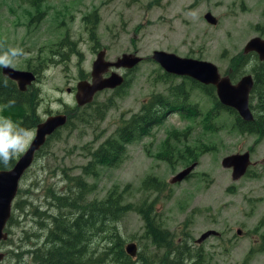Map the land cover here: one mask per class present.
I'll use <instances>...</instances> for the list:
<instances>
[{
	"label": "rangeland",
	"instance_id": "1",
	"mask_svg": "<svg viewBox=\"0 0 264 264\" xmlns=\"http://www.w3.org/2000/svg\"><path fill=\"white\" fill-rule=\"evenodd\" d=\"M207 12L217 17V25L207 21ZM255 36L264 37V0H40L37 4L0 0V55L11 48L26 53L14 60V68L36 75L31 88L38 92L39 121L57 114L69 119L40 149L21 181L22 193L15 203L25 205L14 210L9 221L10 241L2 246L8 256L3 264H18L9 253L16 250L18 254L16 248L28 239L27 233L41 235L30 236L33 243L45 241L47 231L36 221L50 224L51 217L60 213L57 197L76 186L78 176L96 186L86 195L88 201L105 199L116 185L120 191L128 186L126 202L138 204L146 195L156 202L163 199L155 206L156 220L172 231L174 244L184 253L191 251L195 264H264V136L260 130L243 134L229 111L212 118L208 114L214 104L213 92L191 78L169 75L151 57L154 50L174 52L211 61L225 74L236 70L242 57L250 53L244 48ZM102 50L109 61L126 53L145 58L134 68L120 69L123 85L106 88L92 103L79 106L77 85L91 79L93 63ZM253 67L247 64L238 70L241 76L231 78L233 83L253 74ZM181 83L190 93V102L176 107L186 108L185 119L176 112L167 114L164 123L151 128L148 136L126 143L121 164L95 163L94 169L90 167L94 172L83 174V168L96 160L91 151L140 113L144 100L153 96L172 100V91ZM165 101H158L163 105L159 109L167 106ZM253 111L258 129L264 131V109L256 103ZM0 116L20 126L24 114L0 107ZM30 126L26 129L35 137L36 127ZM169 132L178 136L168 138ZM205 146L209 149L203 152ZM248 150L255 164L245 177L234 181L232 169L224 167L222 159ZM194 163L198 166L190 178L171 183L175 174ZM148 178L158 179L162 197L144 187ZM35 211L49 215L36 217L32 215ZM118 224L126 245L136 242L138 250L163 255L165 249L159 250L146 237L138 211L128 212ZM211 229L220 235L199 244L197 239ZM108 260L103 264H116L112 257ZM136 261L143 264L139 255Z\"/></svg>",
	"mask_w": 264,
	"mask_h": 264
},
{
	"label": "trees",
	"instance_id": "2",
	"mask_svg": "<svg viewBox=\"0 0 264 264\" xmlns=\"http://www.w3.org/2000/svg\"><path fill=\"white\" fill-rule=\"evenodd\" d=\"M32 1L37 4L40 0ZM39 16L40 14L32 20L37 19ZM252 58L256 62H251ZM247 64L254 66L251 69L255 78L253 96L251 95V106L252 108L253 106L256 107L257 103V107L260 110L264 109V61H260L256 54H251V56L244 55L241 62L236 66L237 69L233 68L230 72L231 78L236 80L241 76L236 73L245 65L247 66ZM193 82L202 85L196 81ZM31 87L32 85L26 91H21L17 82L4 75L0 67V107H3L5 112L23 113L24 117L20 126L25 129L29 128V125H31L30 127H36L40 123L36 112L38 92L33 91ZM203 88L208 92L212 91L213 94L211 95L215 96L213 107L208 114L212 118H218L223 111H229L235 115L236 126L241 131L253 132L258 129L257 119L245 121L234 109L224 106L217 95H215L214 86L203 85ZM172 94L175 96L172 100L166 99L165 101L166 97L154 96L144 100L140 113L134 114L129 120L124 121L115 130L116 133L113 138L109 136L97 150L91 151L96 160L83 168V174L86 176V174L94 172L91 168L94 169L93 165L95 163L102 164L106 162L110 166L121 164L127 151L125 148L126 143H131L133 140L140 138V135L147 134L153 126L164 123L165 116L169 112H178L182 117H185L186 108H182V112L176 107L187 105L190 102V93L186 85L184 83L178 84ZM162 99L168 104L159 109L163 105L159 106L161 102L159 103L158 101ZM254 100H257V102L255 103ZM55 135L57 134L55 133ZM170 135H172V139L178 136V134L169 132L168 138H170ZM172 139H169V143ZM207 149L209 148L206 146L201 148L203 152L207 151ZM194 153L196 152H192V156H195ZM16 160L14 159L7 167L0 164V170L13 167ZM75 182H77L76 186L66 190L68 193L59 194L61 196L57 197L59 200L57 208L60 213L51 217L50 224L40 220L36 221L40 224V227H44L47 231L45 241L41 243L37 240L33 243L29 237L37 236L39 238L41 235L37 232L31 235L27 233L26 238L28 239L18 246L19 248H16L18 254H14L16 250L10 251L9 254H12V257L17 259L18 264H103L111 262L108 257H112L116 264H138L135 257L127 252V245L118 224L132 210L138 211L143 217L148 235L146 237L153 240L159 250L165 249L164 253H162L163 255L159 256L154 251L152 252L153 254H150L144 250H138V255L143 264H189L188 259H190L191 264H195L193 263L191 251H187L189 255L184 253L181 246L174 244L172 231L162 227L156 220L155 206L160 204L163 199L156 202L152 197L146 195L138 204L136 202H126L124 198L128 186L123 191H120L119 186L116 185L111 188L112 190L105 199L99 200L95 198L88 201L86 195L88 197L96 186L88 184L82 176H78ZM143 184L145 188L154 189L155 191L162 190L157 178H148ZM73 189L75 190L73 191ZM20 192L22 193V190ZM159 197H162V193H160ZM24 205H20L17 201L13 211L22 208ZM33 214L37 215L36 217L49 215L38 211L33 212ZM105 240L106 243L101 249V243ZM9 241L10 239L4 243ZM262 249L264 250V246ZM159 250L156 251L160 253ZM173 253L175 256L170 259Z\"/></svg>",
	"mask_w": 264,
	"mask_h": 264
},
{
	"label": "water",
	"instance_id": "3",
	"mask_svg": "<svg viewBox=\"0 0 264 264\" xmlns=\"http://www.w3.org/2000/svg\"><path fill=\"white\" fill-rule=\"evenodd\" d=\"M205 18L213 24L218 23L217 17L212 12H207ZM244 49L245 52H257L259 58L264 60V37L255 36L251 38ZM142 59L141 56L126 53L119 57L117 61H109L106 59V51H100L93 63L91 81L82 80L77 85L76 101L78 105L81 106L92 102L97 92L106 88H115L125 80V77L117 71H112L109 76H105L104 73L113 67L133 68ZM152 59L157 61L168 73L188 76L204 84L214 85L222 104L236 109L243 119L253 120L254 117L249 104L250 93L254 86L252 75H245L238 81L239 83L237 82L238 84H234L231 77L222 75L219 67L211 61L182 57L174 52L165 50H154ZM2 71L4 75L17 81L22 91L27 90L28 86L36 79V75L32 71L19 70L14 67H2ZM67 121V115L57 114L49 116L45 121L39 123L36 136L25 154L19 158L13 168L0 170V242L8 237L7 232L4 230L11 218L13 202L19 192L18 181L20 177L31 166L37 151L46 143L48 136L64 126ZM250 163V154L248 152L228 155L222 160L224 167L233 168L232 176L234 179L244 175ZM194 166L195 164L179 172L172 181L183 180ZM212 234H217V232L209 230L198 241L202 242ZM126 250L134 257L138 251L137 244L135 242L129 243ZM4 257L5 253L0 250V262Z\"/></svg>",
	"mask_w": 264,
	"mask_h": 264
},
{
	"label": "clouds",
	"instance_id": "4",
	"mask_svg": "<svg viewBox=\"0 0 264 264\" xmlns=\"http://www.w3.org/2000/svg\"><path fill=\"white\" fill-rule=\"evenodd\" d=\"M22 48H11L0 55V66L14 67V60L25 56ZM34 132L0 116V164L9 166L12 161L25 153L31 144Z\"/></svg>",
	"mask_w": 264,
	"mask_h": 264
},
{
	"label": "bare ground",
	"instance_id": "5",
	"mask_svg": "<svg viewBox=\"0 0 264 264\" xmlns=\"http://www.w3.org/2000/svg\"><path fill=\"white\" fill-rule=\"evenodd\" d=\"M208 21V20H207ZM209 22V21H208ZM209 23H211V22H209ZM218 23H219V20H218ZM217 23V24H218ZM211 24H213V23H211ZM217 24H213V25H217ZM251 54H256L257 56H258V58H259V55L257 54V53H255V52H250V53H248L246 56H248V55H251ZM259 60H260V58H259ZM250 75H252L253 76V79H254V86H253V89H252V91L254 90V87H255V78H254V75L253 74H250ZM242 78V77H241ZM193 81H196V82H198V83H200V84H202V85H204V83H202V82H200V81H198V80H195V79H192ZM232 80V79H231ZM232 83H233V81H232ZM239 83V82H238ZM237 83V84H238ZM252 91H251V94H252ZM252 96H253V94H252ZM245 121H249V120H245ZM38 126V125H37ZM37 126H36V128H37ZM47 144V141H46V143L44 144V145H42V147L43 146H45ZM41 147V148H42ZM36 159V158H35ZM35 159H34V161H33V163L35 162ZM33 163L31 164V166L27 169V172H28V170L33 166ZM195 164V166L192 168V170L189 172V174L184 178V179H188V178H190L191 177V175L194 173V171H195V169L197 168V164L196 163H194ZM193 164H191V166H192ZM191 166H189V167H191ZM189 167H187V168H189ZM186 168V169H187ZM186 169H184V170H186ZM183 171V170H182ZM181 171V172H182ZM26 172V173H27ZM25 173V174H26ZM25 174L23 175V176H21L20 177V179H19V181H18V183H19V185L21 184V181L23 180V177L25 176ZM10 221V220H9ZM9 221L7 222V225H9ZM135 257V259H137L138 258V251H137V253H136V255L134 256Z\"/></svg>",
	"mask_w": 264,
	"mask_h": 264
},
{
	"label": "flooded vegetation",
	"instance_id": "6",
	"mask_svg": "<svg viewBox=\"0 0 264 264\" xmlns=\"http://www.w3.org/2000/svg\"><path fill=\"white\" fill-rule=\"evenodd\" d=\"M84 80H85V79H84ZM257 130H260L262 136H264V131L261 130V129H256V130H254L253 132H251V131H241V130H240V131H241L243 134H250V133H254V132H256ZM248 151H251V150H248ZM250 154H251V152H250ZM252 164H255V162H254V163L252 162L251 165H252ZM246 175H247V174H246ZM246 175H245V176H246ZM245 176H243V177H245ZM234 181H235V180H234ZM234 187H235V186H232V188H234ZM230 188H231V187H230ZM239 232H241V229L238 230V233H239ZM239 234H240V233H239ZM218 235H220V233H219Z\"/></svg>",
	"mask_w": 264,
	"mask_h": 264
}]
</instances>
